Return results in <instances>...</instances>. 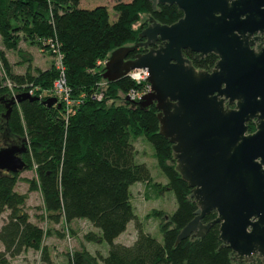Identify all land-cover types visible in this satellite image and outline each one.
<instances>
[{
  "label": "trees",
  "instance_id": "16d2710c",
  "mask_svg": "<svg viewBox=\"0 0 264 264\" xmlns=\"http://www.w3.org/2000/svg\"><path fill=\"white\" fill-rule=\"evenodd\" d=\"M78 3L0 0V66L11 85L9 89L0 81V147L25 146L23 170H33V177L23 180L29 190L39 192V209L47 222L85 220L96 230L86 233L85 240L107 246L105 254L75 250L66 264H260L257 259L252 263L230 260L232 252L217 237V223L202 238L187 237L173 244L179 229L193 217L196 205L189 197L190 188L174 170L170 143L157 133L156 110L153 105L146 110L127 108L123 96L138 86L129 77L106 82L99 75V62L113 48L140 40L137 33L146 23L135 29L132 25L141 14L171 24L181 11L174 4L151 9L148 0L117 1L109 20L104 5L82 8ZM20 41L45 49L51 55L49 66L12 72L4 53L17 50ZM142 50L134 48L127 57ZM55 51L61 56L72 100L68 110L62 103L60 107L41 103L54 96ZM182 53L199 69L208 70L215 61L213 54L194 58L188 50ZM22 92L38 99L13 103L4 116L8 99ZM246 128L252 130L250 120ZM137 137L150 144L155 164L166 180L164 186L154 183L147 166L135 160L133 141ZM18 175L19 171H0V264H10L28 249L39 250L41 261L48 263L42 244L45 233L24 210L26 195L15 190ZM133 183L147 185L154 196L162 189L173 193L175 208L159 223L160 240L144 231L136 219L130 203L129 186ZM214 216L210 211L202 222ZM42 217L40 214L38 219ZM131 221L134 240L129 245L115 241Z\"/></svg>",
  "mask_w": 264,
  "mask_h": 264
},
{
  "label": "water",
  "instance_id": "95a60500",
  "mask_svg": "<svg viewBox=\"0 0 264 264\" xmlns=\"http://www.w3.org/2000/svg\"><path fill=\"white\" fill-rule=\"evenodd\" d=\"M148 1L151 9L174 4L181 16L161 24L146 15L140 40L113 48L99 75L112 82L147 70L149 91L136 101L125 95L124 102L131 110L154 106L157 133L170 143L174 170L196 205L173 244L202 238L217 223L230 260L264 264V47L257 42L264 35V0ZM137 47L144 51L127 57ZM182 50L194 58L213 54L215 61L208 70L195 68ZM24 99L38 97L11 96L4 116ZM41 103L60 107L54 96ZM252 119L254 131L247 132ZM25 150L22 143L1 146L0 171H21ZM210 211L214 218L202 222Z\"/></svg>",
  "mask_w": 264,
  "mask_h": 264
},
{
  "label": "rangeland",
  "instance_id": "374dc122",
  "mask_svg": "<svg viewBox=\"0 0 264 264\" xmlns=\"http://www.w3.org/2000/svg\"><path fill=\"white\" fill-rule=\"evenodd\" d=\"M117 1L127 0H79L78 6L82 8H92L97 5H104L108 12L109 20L114 17L112 5ZM147 14H141L137 22L132 28H137L141 23H147ZM146 19V20H145ZM129 45V44H127ZM0 49H2L0 43ZM5 58L10 65V69L15 73H22L26 68L35 69L49 66L51 55L43 48L28 42L20 41L18 49L14 51H5ZM107 58V57H106ZM105 59L99 62L100 70L103 67ZM4 75L0 66V81L7 88L10 83ZM102 86V83H100ZM11 86V85H10ZM53 91V88H51ZM136 150L137 162H143L151 176V180L159 186H164L166 180L155 164L152 148L143 138L137 137L133 141ZM19 180L15 185V190L26 195L24 210L29 215V219L36 222L45 233L42 238V244L48 253V263H43L39 250H25L18 256L10 260V264H66L67 257L70 253L80 248H84L90 253L99 252L105 254L106 244L104 242H89L85 240V234L88 232H96L85 220L76 219L69 223L60 222L59 224H51L45 220V214L39 209L41 205L40 194L37 190H29L27 182L23 178L33 177V170L19 171ZM130 203L137 221L142 229L148 232L152 237L160 240L159 223L165 220L167 216L174 210L175 201L171 191L161 190L157 195L147 189V185L143 183H133L129 186ZM148 196V197H147ZM157 212V215H156ZM42 214L43 217L38 219ZM5 213L1 215V218ZM0 219V224H1ZM135 238L134 222L128 223L125 231L119 235L117 242L129 245ZM1 249V246H0Z\"/></svg>",
  "mask_w": 264,
  "mask_h": 264
},
{
  "label": "built area",
  "instance_id": "2783aa9c",
  "mask_svg": "<svg viewBox=\"0 0 264 264\" xmlns=\"http://www.w3.org/2000/svg\"><path fill=\"white\" fill-rule=\"evenodd\" d=\"M52 52H54V50H52ZM52 63L53 67L57 71V75L52 82L53 94L57 101L62 103L64 108L68 110L69 106L72 104V100L69 97V90L66 85L64 68L61 63V56L59 52L55 51L52 56ZM125 76L129 77L136 84H138L137 88L131 89L125 94L129 100L136 101L140 96L149 91V84L145 78L147 76V70L145 68L133 69Z\"/></svg>",
  "mask_w": 264,
  "mask_h": 264
},
{
  "label": "flooded vegetation",
  "instance_id": "af4514ba",
  "mask_svg": "<svg viewBox=\"0 0 264 264\" xmlns=\"http://www.w3.org/2000/svg\"><path fill=\"white\" fill-rule=\"evenodd\" d=\"M257 42L260 43L264 47V35H259V38H258ZM142 51H144V49ZM193 55H194V53H193ZM254 120L255 119L250 120L252 125H253V128H252V130L250 132L254 131V128H255L254 127V122H253Z\"/></svg>",
  "mask_w": 264,
  "mask_h": 264
},
{
  "label": "crops",
  "instance_id": "0c3cea01",
  "mask_svg": "<svg viewBox=\"0 0 264 264\" xmlns=\"http://www.w3.org/2000/svg\"><path fill=\"white\" fill-rule=\"evenodd\" d=\"M46 67H47V66H45V67H43V68H41V69H44V68H46ZM72 221H73V220H72ZM70 222H71V221H70ZM126 227H127V226H126ZM122 233H123V232H122ZM122 233H121V234H122ZM121 234H119V235H121ZM119 235L116 237L115 241H118L117 238L119 237ZM119 242H120V241H119ZM120 243H122V242H120ZM123 244H124V243H123ZM125 244H126V243H125Z\"/></svg>",
  "mask_w": 264,
  "mask_h": 264
}]
</instances>
